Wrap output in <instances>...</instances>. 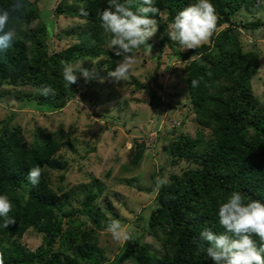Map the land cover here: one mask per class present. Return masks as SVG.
I'll use <instances>...</instances> for the list:
<instances>
[{"label":"trees","instance_id":"trees-1","mask_svg":"<svg viewBox=\"0 0 264 264\" xmlns=\"http://www.w3.org/2000/svg\"><path fill=\"white\" fill-rule=\"evenodd\" d=\"M13 2L0 0V8H9ZM210 2L217 20L207 42L196 49L180 50L167 36L161 41H168L173 54L184 62L188 99L199 129L194 137L181 134L168 144L169 164L178 166L184 161L189 166L170 173L168 184L154 194L155 205L144 230L159 243V248L130 236L121 252L110 260L100 245L99 232L112 221L106 213L114 218L118 213L108 199L99 203L102 182L92 176L89 183L82 185L85 194L79 208L71 204V195L77 192L52 185V172H62L61 182L69 167L58 153L62 147L73 148L70 131L59 128L35 132L29 143L22 127L10 123L15 114L14 100L45 106L47 110L67 104L77 91L78 79L71 86L63 79L65 65L104 56L98 67L104 64L108 70L115 69L119 56L107 49L110 37L104 33L99 16L107 0L59 1L55 15L84 20L76 33L71 28L57 34L59 38L73 39L59 51L52 48L50 24L39 21L33 25L40 17L36 0H25L26 10L10 20V26L16 29L13 46L0 54V99L11 98L7 101L10 116L0 129V195L9 198L13 205L9 216L16 221L5 228L0 218L3 264H214L207 257L209 245L200 239V233L204 229L224 232L219 225V205L233 191L240 192L245 202L255 199L264 203V102L255 96L251 84L259 72V54L243 50L238 31L241 26L255 29L264 21L257 18L239 25L234 21L237 12L250 11L261 0ZM141 3L134 0L133 10ZM193 3L196 0H154L160 14L149 16L157 19L164 12L170 24L179 11ZM81 7L89 13L87 16L80 14ZM158 28L162 31L164 25ZM177 45L180 46L178 42ZM97 72L102 73L100 69ZM191 79L199 80V86L191 88ZM44 85H50L56 94L41 96L39 89ZM153 87V96L163 91L160 83ZM145 152V143L134 140L128 151L130 163L138 165ZM36 166L41 167L42 175L39 184L33 186L26 177L29 169ZM157 176L162 177L156 172L151 175L154 186ZM134 181L135 178L126 179L132 186ZM29 229L41 235L34 249L21 241ZM253 239L259 243L258 237Z\"/></svg>","mask_w":264,"mask_h":264},{"label":"rangeland","instance_id":"rangeland-1","mask_svg":"<svg viewBox=\"0 0 264 264\" xmlns=\"http://www.w3.org/2000/svg\"><path fill=\"white\" fill-rule=\"evenodd\" d=\"M59 1L36 0L40 17L33 23L45 21L50 24V42L55 51L73 42L71 38L57 37L58 33L71 28L76 33L84 23L83 19L77 17L55 15L53 11ZM257 18L264 21V0L250 11L243 9L237 12L234 21L239 25ZM156 20L157 31L148 41L154 47L151 52L143 45L132 51L130 55L135 63L126 81L110 78L108 72L112 70L106 69L104 64L98 67V63L104 61V56L92 61L82 60V67L87 66L89 70L95 67L102 73L85 79L77 71V91L61 109L47 110L45 106L27 105L14 100L12 108L15 114L10 118V123L22 127L29 143L33 141L35 132L47 133L59 128L70 131L73 148L62 147L58 153L68 161L69 167L63 172L61 182L59 175L62 172H52V185H61L64 191L72 189L77 192L71 195V204L79 208V201L85 194L82 185L89 183L92 176L97 177L104 187L98 198L99 203L104 204V199H108L118 213V217L114 218L107 212V217L119 221L122 231L129 237H139L140 241L158 249L159 243L144 230L149 211L155 205L151 175L156 172L162 178H168L170 173L188 167L189 164L184 161L178 166H171L167 147L174 137L181 134L194 137L199 127L188 99L184 62L173 54L168 41H161L167 36L173 46L185 49L170 39L166 14L162 12ZM159 24L164 25L162 31L158 28ZM238 31L243 50H256L259 54V72L252 78L251 84L255 96L264 102V25L255 29L241 26ZM116 59L120 61L122 57ZM79 63L71 66L75 68ZM157 83L162 84L163 91L153 96V86ZM137 84L142 87H137ZM7 101H11V98L0 99V129L2 122L10 116L11 106ZM134 140L142 141L146 146V152L136 166L130 163L128 157ZM131 178H135V186L126 182ZM129 239H114L107 227L99 232L100 245L105 248L110 260L121 252ZM21 241L29 249H34L40 243L41 235L29 229Z\"/></svg>","mask_w":264,"mask_h":264},{"label":"clouds","instance_id":"clouds-1","mask_svg":"<svg viewBox=\"0 0 264 264\" xmlns=\"http://www.w3.org/2000/svg\"><path fill=\"white\" fill-rule=\"evenodd\" d=\"M134 0H107V7L100 13L101 27L109 35L108 48L116 56L122 57L114 70L108 76L115 81H126L131 66L135 63L130 55L134 49L145 45L151 52L150 38L157 31V20L150 18L160 14V9L154 6V0H142L138 8L133 10ZM26 10L25 0H14L9 8H0V54L6 53L16 37V29L10 26V20L22 15ZM80 14L89 13L81 7ZM217 17L210 0H196L179 11L174 21L168 25V34L172 41L178 42L185 50L196 49L207 42L216 28ZM79 63L75 68L65 65L62 71L63 79L71 86L77 82V71L85 79L98 75L95 67L91 70ZM100 82H103L101 78ZM200 81L191 79V88L199 86ZM41 96H54L55 89L44 85L39 89ZM42 169L32 167L27 173V180L33 185L40 182ZM167 177L157 176L153 192L159 194L160 189L168 184ZM13 205L6 195H0V218H3L5 228L16 223L9 216ZM219 225L224 229L217 234L211 229H204L200 239L208 243L207 257L214 264H264V203L251 199L245 202V197L238 191H233L226 202L219 205ZM107 230L114 239L127 240L130 237L122 231L119 221L112 220ZM259 238V243L253 237ZM0 264H3L0 257Z\"/></svg>","mask_w":264,"mask_h":264}]
</instances>
